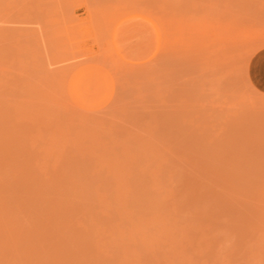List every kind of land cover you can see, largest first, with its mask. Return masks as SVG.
<instances>
[{"label":"rangeland","instance_id":"374dc122","mask_svg":"<svg viewBox=\"0 0 264 264\" xmlns=\"http://www.w3.org/2000/svg\"><path fill=\"white\" fill-rule=\"evenodd\" d=\"M0 264H264V0H0Z\"/></svg>","mask_w":264,"mask_h":264}]
</instances>
